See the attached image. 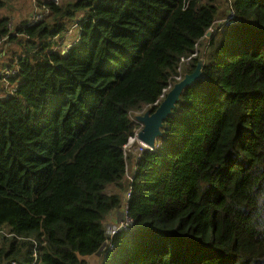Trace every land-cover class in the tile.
Listing matches in <instances>:
<instances>
[{"label": "trees", "instance_id": "trees-1", "mask_svg": "<svg viewBox=\"0 0 264 264\" xmlns=\"http://www.w3.org/2000/svg\"><path fill=\"white\" fill-rule=\"evenodd\" d=\"M36 8L49 13L34 26L0 16V48L19 47L0 63L17 67L0 76V264L100 253V264H264V0H231L233 23L212 32L203 77L182 90L131 181V114L152 113L177 82L222 15L217 1ZM73 25L61 54L54 40ZM121 209L131 224L108 238Z\"/></svg>", "mask_w": 264, "mask_h": 264}, {"label": "rangeland", "instance_id": "rangeland-1", "mask_svg": "<svg viewBox=\"0 0 264 264\" xmlns=\"http://www.w3.org/2000/svg\"><path fill=\"white\" fill-rule=\"evenodd\" d=\"M4 1H5V6L0 9V16H7L10 19V21H12L11 24L14 23V19L15 20L18 19L24 23L28 22L32 16V14L35 11L39 10L38 8H36V2H40V3H46L47 2V0H4ZM61 1L62 0H57V4L61 3ZM68 1H74V0H68ZM216 1H217V5L220 8L222 15L214 23V25L211 29L212 32L213 31L216 32L221 28H226V27L230 26V25H224V24L227 20L230 19L231 16H233V14L231 13V10H230L231 0H216ZM212 32H211L209 37L204 36V38L199 43H197V45L195 46L194 52H193V54L190 55V58L181 63V65H180V73L181 74H180V78H179V80H177V82H179L185 74H188V73L183 74V68L186 65H188L191 61H193L194 59L197 58L198 59L197 61L201 63V68H202L203 63L207 61L208 53L211 51V46H209L208 39L213 38V36H211ZM76 36H77V29L74 28L71 30L70 33H66L64 36H61L63 38L57 37L54 40L57 44L55 46V48L57 50H59L60 53L62 54V51L66 50L64 48L69 49L70 46L76 42ZM0 51H2V54L0 56V63L8 64V62L11 59V54H12L11 52L19 51V47L16 44H10V45H6L4 47H1ZM201 72H202V69H201ZM173 84H170V87H168L165 90V92H164L165 94L171 89ZM6 90H8V89H6ZM165 94H164V96H165ZM163 97L161 98V100L163 99ZM136 115H137V113L131 114V119L133 121H135ZM138 130H136L135 135L137 134ZM145 149H147V148L145 146H142V144L140 145L136 140L130 141L125 146L124 153H125L126 157H128L129 155H133V157H134L133 160H131V163L127 164V170H126V179L127 180H129V181L132 180V177L134 176L135 168H136L134 165V161L138 159L140 153ZM112 191H114V188L110 187L107 192L111 193ZM125 197H126V195H125ZM123 211H124V209H121V211L119 213L118 212L116 213L117 217H118L117 222L110 224V225L107 224V233L110 235V236H108V238L112 237L116 232H118V230H121L118 227L119 223L125 224L122 221L124 218V212ZM121 227H122V229L124 228V226H121ZM100 257H101V253L95 254V255H92L90 257H86L83 259H85L87 264H100Z\"/></svg>", "mask_w": 264, "mask_h": 264}, {"label": "water", "instance_id": "water-1", "mask_svg": "<svg viewBox=\"0 0 264 264\" xmlns=\"http://www.w3.org/2000/svg\"><path fill=\"white\" fill-rule=\"evenodd\" d=\"M211 32L212 30L208 29L205 36L209 37ZM202 77L201 63L198 62L192 73L185 74L179 82L172 85L152 113L147 110L135 116V121L140 124V129L136 134V139L140 144L149 150L155 147L156 139L161 135L163 122L174 109L182 90Z\"/></svg>", "mask_w": 264, "mask_h": 264}, {"label": "built area", "instance_id": "built-area-1", "mask_svg": "<svg viewBox=\"0 0 264 264\" xmlns=\"http://www.w3.org/2000/svg\"><path fill=\"white\" fill-rule=\"evenodd\" d=\"M49 2H51V3H54V4H57V0H50ZM48 13H49V10L47 9V8H45L44 10H37V11H35L33 14H32V16H31V18L29 19V21H28V23H27V25L28 26H34V25H36V24H38L41 20H43L44 19V17L46 16V15H48ZM232 13V12H231ZM233 14V13H232ZM233 20H234V14H233V16H231L230 17V19L229 20H227L226 22H225V24L224 25H231L232 23H233ZM74 28H76L77 29V25H73L71 28H70V30H69V32L68 33H70L71 32V30L72 29H74ZM66 47V46H65ZM64 49H66L67 50V48H64ZM66 50H63L62 51V54H64L65 53V51ZM190 58V56L189 57H187V58H183V59H181V62L180 63H182L183 61H185V60H188ZM15 65H16V63L14 62V66L12 67V68H5V69H3V70H1L0 71V76H5L4 78H6V77H12V76H15V74L17 73V67H15ZM179 72H180V68H179ZM179 78H180V76L179 77H176V80H179ZM4 82H6L5 81V79L3 80ZM168 87H170V84H169V86ZM167 87V88H168ZM166 88V89H167ZM4 89H8L9 91H14V88L13 89H10L9 87H8V85H5L4 86ZM165 89V90H166ZM7 90V91H8ZM165 90L163 91V94H162V96H161V98L164 96V92H165ZM2 96H0V98H1ZM158 103H155V105H157ZM139 114V113H138ZM133 140H136L137 141V139H136V135L134 134V136L133 137H130L129 139H128V142H127V144L130 142V141H133ZM138 142V141H137ZM139 143V142H138ZM126 144V145H127ZM140 144V143H139ZM125 145V146H126ZM141 145V144H140ZM125 146H124V149H125ZM143 146V145H142ZM136 161V160H135ZM134 161V162H135ZM128 198H129V193H127L126 194V197H125V201L126 200H128ZM124 209H125V205H124V207H123ZM125 224H121V223H119V225H118V227H119V229H122V227L121 226H124V228H123V230H125V229H127V227L131 224V220L127 217V215L124 213V218H123V220H122ZM121 221V222H122ZM107 236H110L108 233H107ZM110 238V237H109ZM35 257V256H34ZM12 264H14V263H12Z\"/></svg>", "mask_w": 264, "mask_h": 264}, {"label": "crops", "instance_id": "crops-1", "mask_svg": "<svg viewBox=\"0 0 264 264\" xmlns=\"http://www.w3.org/2000/svg\"><path fill=\"white\" fill-rule=\"evenodd\" d=\"M48 1H50V0H47V2ZM15 21H16V23L20 22V20H18V19H16ZM117 212L119 213L120 211H114L108 216V218H107L108 225L113 224V223L118 221L117 220L118 217H117V214H116Z\"/></svg>", "mask_w": 264, "mask_h": 264}, {"label": "bare ground", "instance_id": "bare-ground-1", "mask_svg": "<svg viewBox=\"0 0 264 264\" xmlns=\"http://www.w3.org/2000/svg\"><path fill=\"white\" fill-rule=\"evenodd\" d=\"M145 152V151H144ZM131 157V156H130Z\"/></svg>", "mask_w": 264, "mask_h": 264}]
</instances>
